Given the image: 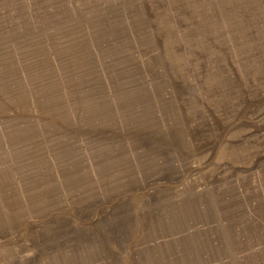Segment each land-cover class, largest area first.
Instances as JSON below:
<instances>
[{
    "label": "rangeland",
    "instance_id": "1",
    "mask_svg": "<svg viewBox=\"0 0 264 264\" xmlns=\"http://www.w3.org/2000/svg\"><path fill=\"white\" fill-rule=\"evenodd\" d=\"M149 261L264 264V0H0V264Z\"/></svg>",
    "mask_w": 264,
    "mask_h": 264
},
{
    "label": "bare ground",
    "instance_id": "2",
    "mask_svg": "<svg viewBox=\"0 0 264 264\" xmlns=\"http://www.w3.org/2000/svg\"><path fill=\"white\" fill-rule=\"evenodd\" d=\"M93 168V167H92ZM94 169V168H93ZM96 172V171H95ZM157 249H159V248H157ZM150 262V264H157L156 262H151V261H149ZM158 262V261H157Z\"/></svg>",
    "mask_w": 264,
    "mask_h": 264
}]
</instances>
